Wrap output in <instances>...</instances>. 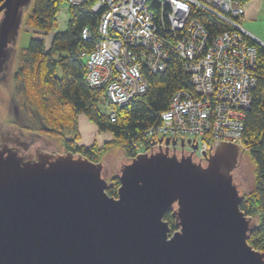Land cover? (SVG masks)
I'll return each mask as SVG.
<instances>
[{"label":"water","instance_id":"obj_1","mask_svg":"<svg viewBox=\"0 0 264 264\" xmlns=\"http://www.w3.org/2000/svg\"><path fill=\"white\" fill-rule=\"evenodd\" d=\"M31 3L0 0V75ZM1 126L0 264H264L248 242L254 219L240 209V143L215 142L197 158L195 145L176 151L167 137L119 163L114 197L102 161L30 150L39 133Z\"/></svg>","mask_w":264,"mask_h":264},{"label":"built area","instance_id":"obj_2","mask_svg":"<svg viewBox=\"0 0 264 264\" xmlns=\"http://www.w3.org/2000/svg\"><path fill=\"white\" fill-rule=\"evenodd\" d=\"M65 2L69 6L87 4L98 16V40L80 56L85 60L88 83L105 87L111 118L115 108L149 90L146 71L162 73L167 69L170 48L189 75L190 87L174 94L160 122L145 130L148 142L138 143L137 150L164 147L169 137L170 148L175 139L177 151H193L195 145V156L204 158L213 151L215 142L240 143L258 68L256 48L246 40L252 36L238 20L244 13L242 4L233 0ZM195 9L207 10L233 30L210 39ZM82 37L92 41L89 27L82 30ZM181 139L185 140L183 147Z\"/></svg>","mask_w":264,"mask_h":264},{"label":"trees","instance_id":"obj_3","mask_svg":"<svg viewBox=\"0 0 264 264\" xmlns=\"http://www.w3.org/2000/svg\"><path fill=\"white\" fill-rule=\"evenodd\" d=\"M65 1L32 0L30 8L25 11L21 29L28 36L21 47L19 37L15 50L14 59L18 63L11 76L12 83H15L11 92L35 127L58 144L73 148V143L81 137L78 116L84 113L97 124L100 132L109 131L113 137L103 141L102 145H76V152L92 161H100L111 150L119 148L124 161L130 160L138 152L136 145L148 142L145 130L160 122V115L166 111L174 94L190 87L189 75L185 73L178 54L170 48L167 69L162 73L146 71L149 90L115 108V116L111 118L105 101V87L88 83L85 60L80 56L83 49L98 40V16L89 5L68 6L69 19L65 30L56 32L50 44L46 43V35L54 29L56 15ZM233 1L243 5L249 0ZM195 16L209 32L210 39L233 30L228 22L207 10L195 9ZM87 27L92 32V41L82 37V30ZM246 40L256 48L258 68L252 107L246 114L240 141L239 162L245 160L251 172L248 186L239 185L243 194L240 209L255 223L248 242L264 252V45L250 36H246ZM104 107L107 111H103ZM107 176V193L116 197L120 184L117 172L109 175L107 169ZM164 219L172 231L177 229L171 210L164 214Z\"/></svg>","mask_w":264,"mask_h":264},{"label":"rangeland","instance_id":"obj_4","mask_svg":"<svg viewBox=\"0 0 264 264\" xmlns=\"http://www.w3.org/2000/svg\"><path fill=\"white\" fill-rule=\"evenodd\" d=\"M68 6L66 2H64V4L62 5L61 10L58 12V14L56 15L57 20H56V24L54 25V29L48 34L46 35V43L47 45L50 44L51 42V37L58 31H63L65 30L67 23H68ZM264 21H262L261 19L259 20V22H257V26L258 24L261 27V31L263 32L264 30ZM264 34V32H263ZM28 34H26L25 31H22L21 35H20V43H19V47L23 46V43L26 41L25 38H27ZM14 59V56H13ZM7 78L10 80L11 83V76H7ZM7 79V80H8ZM3 82H5L3 80ZM3 82H0V85L3 84ZM12 84V83H11ZM12 86H8V87H3L2 91L0 90V118H3L2 115L5 116V112L4 109H6L7 106V102H8V95H10V91H11ZM6 97V99L2 100V97ZM3 104H2V102ZM108 107V106H107ZM103 111H107L106 107L103 108ZM78 123H79V134H81L80 139L78 140L77 143H73V148L69 149L67 146H64L62 143L58 144L56 140H53L50 137L45 136L44 134H42V136H44L39 142L40 145H45L47 146L46 148H50L51 150L54 151H58V152H65V151H73L75 153L76 152V145H87L90 146L92 145V143H97L99 145H102L103 141L105 140H109L113 137V134L110 133L109 131H102L100 132L98 129V126L96 123H94L92 120H89L87 118V116L84 113H80V115L78 116ZM33 124V122L31 123ZM34 125V124H33ZM145 149L143 147H140L138 152L144 151ZM123 154L122 152L119 150V148H114L113 150H111L107 155H105L103 157L102 161L104 165H106L108 171H109V175L114 174L118 167H119V163L123 162ZM244 159V158H243ZM250 169H248V165L246 164L245 160L241 159V162H239V164L237 165V167L234 169V176H237V180L238 181V186H242L244 184V188L246 186H248V180H250ZM254 221V220H253Z\"/></svg>","mask_w":264,"mask_h":264},{"label":"flooded vegetation","instance_id":"obj_5","mask_svg":"<svg viewBox=\"0 0 264 264\" xmlns=\"http://www.w3.org/2000/svg\"><path fill=\"white\" fill-rule=\"evenodd\" d=\"M17 63L15 59H12L11 63L9 64V66L7 67V69L4 71L5 74L0 75V82L2 83L3 80L5 82H3L2 85H0V90L2 91V88L4 87H8V86H15V83H12V79H11V83H10V78L8 79L7 76H12L13 75V70L15 69V67L17 66ZM8 79V80H7ZM10 95H8V102H7V106L6 109H4L5 112V116H3V118H0V125H2V128L5 127H9L12 128L13 130H20L21 132L27 134L29 132H35V133H39L38 135H35V139L33 140V144L30 146V150H34L35 148H37L38 145H40V140L44 137L42 136L40 130H38V128L35 127V125L30 124L32 123L31 120L29 119L28 115H26L23 110V108L21 107V105H19V102L17 100V98L15 97V94L12 93L10 91L9 93ZM7 96L4 95V97H2L4 99H6ZM2 102V101H1ZM3 104V102H2ZM40 141V142H39ZM43 147H47L45 145H43ZM47 149V148H46ZM47 150H51L50 148H48ZM53 152H56L54 150H51Z\"/></svg>","mask_w":264,"mask_h":264},{"label":"crops","instance_id":"obj_6","mask_svg":"<svg viewBox=\"0 0 264 264\" xmlns=\"http://www.w3.org/2000/svg\"><path fill=\"white\" fill-rule=\"evenodd\" d=\"M243 8L244 13L239 17L242 28L264 45V30L262 32L260 25H256L260 19L264 21V0H249L243 4Z\"/></svg>","mask_w":264,"mask_h":264}]
</instances>
